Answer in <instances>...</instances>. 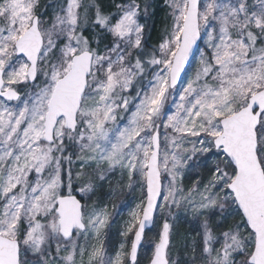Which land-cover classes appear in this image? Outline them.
<instances>
[{"label": "snow or ice", "instance_id": "obj_1", "mask_svg": "<svg viewBox=\"0 0 264 264\" xmlns=\"http://www.w3.org/2000/svg\"><path fill=\"white\" fill-rule=\"evenodd\" d=\"M142 249L264 264V0H0V264Z\"/></svg>", "mask_w": 264, "mask_h": 264}, {"label": "rangeland", "instance_id": "obj_2", "mask_svg": "<svg viewBox=\"0 0 264 264\" xmlns=\"http://www.w3.org/2000/svg\"><path fill=\"white\" fill-rule=\"evenodd\" d=\"M154 22H155V29H152V31L154 30L153 39H155L159 35V33L161 32L164 26V11L162 9V5L160 8L157 9L156 15L153 18V20L149 21L150 24H154ZM186 183L189 182L186 181ZM105 192L106 193L108 192L107 185H105ZM138 195H139L138 192L129 195L127 191H125L124 193L118 196L107 195L101 201V204L108 205V211L113 215L111 226L108 229V240H109L110 248H114L116 245H118L121 239L119 236V230L123 222L128 219V213L131 211V209L134 207L135 203L137 202ZM194 227H195L194 224H189L184 222L178 223L176 225V229L180 238H182L183 235L186 233L193 232ZM157 230H158V225L154 227L152 231H149L147 233L146 238L151 237ZM189 239H191V237H189ZM141 264H144L143 249L141 250Z\"/></svg>", "mask_w": 264, "mask_h": 264}, {"label": "trees", "instance_id": "obj_3", "mask_svg": "<svg viewBox=\"0 0 264 264\" xmlns=\"http://www.w3.org/2000/svg\"><path fill=\"white\" fill-rule=\"evenodd\" d=\"M154 25H155V22H154ZM153 29H155V27L153 28ZM154 31V30H153ZM152 31V36H154V32Z\"/></svg>", "mask_w": 264, "mask_h": 264}]
</instances>
